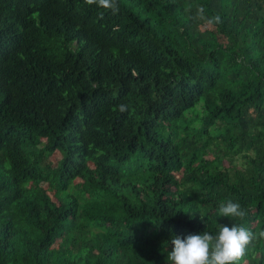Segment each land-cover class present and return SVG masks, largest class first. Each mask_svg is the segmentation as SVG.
<instances>
[{"label":"trees","instance_id":"1","mask_svg":"<svg viewBox=\"0 0 264 264\" xmlns=\"http://www.w3.org/2000/svg\"><path fill=\"white\" fill-rule=\"evenodd\" d=\"M117 3L0 0V264H172L233 223L264 264V0Z\"/></svg>","mask_w":264,"mask_h":264},{"label":"clouds","instance_id":"2","mask_svg":"<svg viewBox=\"0 0 264 264\" xmlns=\"http://www.w3.org/2000/svg\"><path fill=\"white\" fill-rule=\"evenodd\" d=\"M85 3L111 10L113 14L119 11L117 0H85ZM118 107L121 113L128 111L125 104ZM218 214L243 220L247 212L240 203L228 200L226 203H220ZM201 219L203 220L202 216ZM259 235L264 237V232ZM254 239L255 234L242 225L235 223L231 227L220 225L215 236L207 231L198 235L190 234L187 237L174 236L167 259L172 264H239Z\"/></svg>","mask_w":264,"mask_h":264},{"label":"rangeland","instance_id":"3","mask_svg":"<svg viewBox=\"0 0 264 264\" xmlns=\"http://www.w3.org/2000/svg\"><path fill=\"white\" fill-rule=\"evenodd\" d=\"M53 158H54V160L56 161V160H58L59 158H60V155L59 154H54L53 155ZM44 187L46 188L47 186L44 184ZM49 195L52 197V199L54 200V197H53V193L52 192H49Z\"/></svg>","mask_w":264,"mask_h":264}]
</instances>
